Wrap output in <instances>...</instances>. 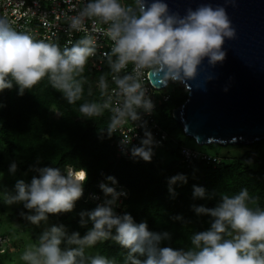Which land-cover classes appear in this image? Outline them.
<instances>
[{
    "label": "clouds",
    "instance_id": "obj_1",
    "mask_svg": "<svg viewBox=\"0 0 264 264\" xmlns=\"http://www.w3.org/2000/svg\"><path fill=\"white\" fill-rule=\"evenodd\" d=\"M86 20L99 23L100 30L111 41L109 51L102 55L118 99L115 107L111 106V96L99 104L85 102L80 104L79 112L81 117L92 119L105 109L110 110L111 123L102 130L108 136L117 133L116 129L127 121H140L141 113L153 112L155 105L145 84L147 73H155L164 85L193 80L205 58L212 66L224 61L223 45L236 36L226 8L210 3L188 8L180 15L170 12L165 0H83L79 12L67 17L68 32L83 31ZM96 54V41L88 34L61 48L57 43L16 31L6 17L0 16V92L11 89L15 83L18 95H23L47 77L71 105L81 98V74L89 58ZM129 65L131 71H127ZM98 87L105 95L108 84L104 75L99 77ZM140 126L145 129L144 137L129 152L134 159L150 162L157 142L146 122ZM119 134L122 145L131 144L132 137L122 129ZM16 170L14 161L8 171L14 174ZM36 171L38 175L30 182H16L14 195L0 192V199L7 205L22 203L29 212H22L21 216L40 225L48 221L49 214L74 209L83 195L87 172L83 168L49 166ZM105 180L113 186L100 183L103 202L80 213L81 226L91 222L87 232L83 236L76 231L69 234L63 224L52 225L20 254L23 264H264V208L251 206L256 204V198L247 187L232 195H220L214 207L193 205L198 216L213 219L207 230L191 234V246L185 249L161 247L162 241L170 239L169 232L150 231L146 222L136 223L131 214H118V200L127 193L116 190L114 176H106ZM178 182L187 183V177L177 174L169 178L173 195L175 190L171 186ZM193 198L211 199L212 194L194 185ZM108 240L127 249L122 261L86 251Z\"/></svg>",
    "mask_w": 264,
    "mask_h": 264
},
{
    "label": "trees",
    "instance_id": "obj_2",
    "mask_svg": "<svg viewBox=\"0 0 264 264\" xmlns=\"http://www.w3.org/2000/svg\"><path fill=\"white\" fill-rule=\"evenodd\" d=\"M55 43L64 47L60 40ZM101 75L105 76L108 84L109 69L106 67L100 72L96 71L88 61L81 74V98L71 105L62 93L51 86L47 77L32 90H25L23 95H18L15 83L11 89L0 92V143L3 146L0 151V173H9V166L15 161V173L23 175L28 183L33 176L38 175L36 169L41 167L83 168L87 172L85 191L95 190L99 181L105 180L106 176H114L117 184L129 190L124 213L131 214L136 223L146 222L150 231L170 233V239L162 241L161 247L187 249L191 246L190 236L193 232L210 227L213 218L198 216L192 209L193 205L211 208L219 202L220 195H232L247 187L249 194L256 198V204L251 206L264 208V160L257 158L256 152L252 151L264 145V140L246 146V152L233 163L227 164L223 160L218 165H207L200 161L185 163L179 149L188 147L186 140L192 138L184 134L172 113L185 103L188 94L182 85L175 82L177 84L169 101L158 111L159 122L168 132L170 140L164 146L153 149L154 155L150 162L119 155L113 146L116 136H108L102 131L111 123V114L104 110L101 115L91 119L81 117L79 112L82 103H103L104 95H101L98 87ZM174 141L177 146L169 150L173 160L166 163L159 157L158 149H164ZM217 146L210 145L211 148ZM177 174H184L187 183L172 185L175 190L173 195L169 191L168 181ZM2 185L1 182L0 192L3 191ZM194 185L204 187L212 194V198L194 199ZM95 207L79 199L71 212L49 214V220L55 225L63 224L69 234L76 231L83 236L91 227V222L81 226L80 213ZM22 212H29L23 204L15 209L14 214L22 226L28 228L32 244L36 243L40 235L39 225L36 230L30 227V222L21 216ZM177 216L181 219H176ZM7 234L0 232L3 237H7ZM3 247L0 246V264H14L1 254ZM86 251L99 252L118 261H122L127 253V249L112 240Z\"/></svg>",
    "mask_w": 264,
    "mask_h": 264
},
{
    "label": "water",
    "instance_id": "obj_3",
    "mask_svg": "<svg viewBox=\"0 0 264 264\" xmlns=\"http://www.w3.org/2000/svg\"><path fill=\"white\" fill-rule=\"evenodd\" d=\"M165 2L180 15L202 3L222 5L236 31L223 45V62L212 66L205 58L197 77L181 83L188 97L173 110V119L199 146H248L264 140V0ZM148 77L156 90L170 83L164 85L155 73Z\"/></svg>",
    "mask_w": 264,
    "mask_h": 264
},
{
    "label": "built area",
    "instance_id": "obj_4",
    "mask_svg": "<svg viewBox=\"0 0 264 264\" xmlns=\"http://www.w3.org/2000/svg\"><path fill=\"white\" fill-rule=\"evenodd\" d=\"M82 6L83 0H0V16L6 17L11 22L12 27L18 32H26L34 39L46 40L52 43L60 40L64 47L71 46V43H74L85 34L90 35L96 41L97 54L90 57L89 62L93 69L100 72L107 67L102 53L109 51L111 46V41L108 40L100 30L102 26L99 23L93 24L92 21L86 20L83 31L68 32L67 17L76 15ZM131 70L132 66L129 65L127 71ZM148 75L149 73H147L145 84L148 86V95L155 105L154 110L151 114L141 113L140 121L136 123L127 121L116 129L117 133H113L116 136L113 146L119 155L131 156L129 152L130 147L132 145L139 146L141 139L144 137L145 130L144 127L140 125L145 122L147 130L152 133L154 140L157 142L154 148H160L170 140L168 132L161 126L158 119V111L169 101L170 94L161 95L160 91L163 89L156 90L151 85ZM114 89L115 85L112 82V74L110 73L108 88L104 95L103 102L108 96H111L112 107L117 106L116 101L118 99L113 91ZM105 110L108 111L111 116L113 115L110 110ZM121 129L129 138L132 137L131 144L128 146H124L120 143L122 137L119 132ZM179 153L181 159L187 164L200 161L207 165H218L222 162V159L218 156L200 152L185 146L179 149ZM102 182L108 183L109 186H113L106 180L99 181L95 190H83V195L80 199L94 206L102 203L105 199L99 187ZM114 187L117 191L123 190L127 193L126 196H121L119 198L118 206L115 208L118 214H123L126 209V202L130 196L129 190L125 186L119 184H116ZM5 242H8V240L0 237V246H3Z\"/></svg>",
    "mask_w": 264,
    "mask_h": 264
},
{
    "label": "rangeland",
    "instance_id": "obj_5",
    "mask_svg": "<svg viewBox=\"0 0 264 264\" xmlns=\"http://www.w3.org/2000/svg\"><path fill=\"white\" fill-rule=\"evenodd\" d=\"M179 83V82H178ZM177 83L171 82L160 91L161 95L164 94H171L175 88ZM181 85V83H179ZM185 92H187L186 88ZM188 94V92H187ZM1 124V123H0ZM192 140V139H191ZM186 140V144L189 148L198 150L200 152L209 153V154H216L220 156L224 163H233L237 159H239L245 152L246 146H228V147H210V145L206 146H199L194 140ZM177 146V143L171 142L170 144L166 145L164 149H158L159 157L166 163H170L173 158L169 154V150L173 149ZM3 149V146L0 143V151ZM252 151L256 152L257 158L264 160V145H262L258 150L252 149ZM0 176V183L2 182L3 186V193H7L10 195L15 194V184L18 180H24L23 175L21 174H9ZM6 177V178H5ZM11 180V181H8ZM22 206V203L7 205L0 199V232H8L6 239L9 242L4 243L3 250L1 254L3 256L10 258L14 264H23V262L19 259L20 254L25 250V248L30 245L31 242V234L26 226H22L21 221L19 218L16 217L14 214L15 209ZM30 227L34 228L35 230L38 228V225H33L29 223ZM55 225L49 219L48 221L41 222L38 228V232L41 234L46 228ZM31 230V228H30ZM7 261V260H6ZM8 262V261H7Z\"/></svg>",
    "mask_w": 264,
    "mask_h": 264
}]
</instances>
